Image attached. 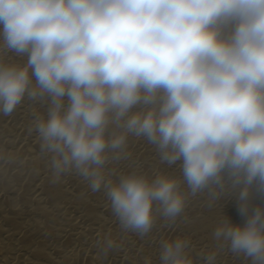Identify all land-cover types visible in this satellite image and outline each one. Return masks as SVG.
I'll return each mask as SVG.
<instances>
[{
    "label": "clouds",
    "instance_id": "obj_1",
    "mask_svg": "<svg viewBox=\"0 0 264 264\" xmlns=\"http://www.w3.org/2000/svg\"><path fill=\"white\" fill-rule=\"evenodd\" d=\"M25 97L47 104L29 130L52 181L75 173L103 188L123 231L175 222L198 193L232 195L244 222L219 218L204 264L224 248L264 264V204H253L264 196V0H0V114ZM130 135L182 176L114 181L107 166L131 156ZM190 245L163 241L160 264H194Z\"/></svg>",
    "mask_w": 264,
    "mask_h": 264
},
{
    "label": "bare ground",
    "instance_id": "obj_2",
    "mask_svg": "<svg viewBox=\"0 0 264 264\" xmlns=\"http://www.w3.org/2000/svg\"><path fill=\"white\" fill-rule=\"evenodd\" d=\"M6 59L23 64L27 57L9 53ZM36 114L46 117L47 104L27 97L10 115L0 114V151L14 157L0 160V264H145L146 258L160 264L162 242L177 237L189 238L194 264H204L200 253L214 249L219 218L244 222L235 196L212 200L205 191L189 197L175 222L160 217L143 236L123 231L103 188L92 191L75 173L52 181L38 134L29 130ZM128 144L131 156L107 166L114 170V181L133 171L182 176L178 164L162 162L146 139L130 135ZM182 187L187 190L186 184ZM253 204H264V196L254 192ZM109 235L119 247L105 254L98 242ZM217 264H250V260L224 248Z\"/></svg>",
    "mask_w": 264,
    "mask_h": 264
}]
</instances>
